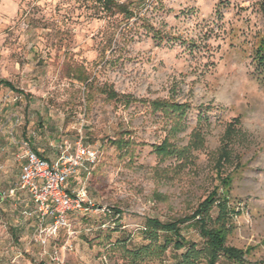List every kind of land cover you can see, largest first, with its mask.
I'll return each mask as SVG.
<instances>
[{
  "label": "rangeland",
  "instance_id": "rangeland-1",
  "mask_svg": "<svg viewBox=\"0 0 264 264\" xmlns=\"http://www.w3.org/2000/svg\"><path fill=\"white\" fill-rule=\"evenodd\" d=\"M117 1L132 13L0 0V79L17 88L0 86V264H208L198 211L239 251L215 264H264V0ZM23 141L50 160L96 151L68 182L95 207L56 233L28 195L3 197Z\"/></svg>",
  "mask_w": 264,
  "mask_h": 264
},
{
  "label": "built area",
  "instance_id": "built-area-1",
  "mask_svg": "<svg viewBox=\"0 0 264 264\" xmlns=\"http://www.w3.org/2000/svg\"><path fill=\"white\" fill-rule=\"evenodd\" d=\"M60 147L59 157L50 160L35 151L28 141H23L18 154L22 163L18 183L3 195L14 196L19 192L28 195L34 209L25 213L37 214L39 230L50 218L54 233L68 225V215L71 213L95 207L85 189L72 192L68 182L76 171H89L90 164L97 158L96 151L81 141L76 142L74 147Z\"/></svg>",
  "mask_w": 264,
  "mask_h": 264
},
{
  "label": "trees",
  "instance_id": "trees-1",
  "mask_svg": "<svg viewBox=\"0 0 264 264\" xmlns=\"http://www.w3.org/2000/svg\"><path fill=\"white\" fill-rule=\"evenodd\" d=\"M99 2L102 5L103 9L106 10L107 12L123 13V14L125 13L129 15L132 13L125 3L119 2L117 0H99ZM0 86H6L10 88L11 90H17V88L12 84V82H10L9 80H5V79H0ZM105 92L108 94L109 98L115 99L118 96V94L113 89H107L105 90ZM153 105L155 109H159V108L170 109L173 112H176L179 108H181L180 104L176 102L165 101V100L154 101ZM156 150L160 153H163V151L167 152L169 148H165V146L161 145V146H158ZM216 201H217L216 198L212 196L209 199H207L204 202V204H207V206L210 207V205L214 204ZM201 214H203V211H198L196 212V214L191 216L192 218L190 217L189 218L196 219L197 215H200L198 219L200 222H202V226H201L202 236L205 237L206 239V247L204 248L205 254L208 257V259H210L208 261L209 262L208 264L216 263V260L218 258L217 254L221 250L225 251L224 254L227 255L229 259H232L234 261H239L240 259V255L238 253L239 251L235 248L224 246L223 244L226 238V228L224 226L221 227L220 229L221 232L219 230L210 229L207 226H204V229H203V223L206 222L207 220H205V216H201ZM225 214H226V211L224 212V209H222L218 217L219 221L226 220L227 216H225ZM149 225H150V229H153L154 232L165 231V232H173L176 234H179L180 232V227L177 222L161 223L159 220L153 219V220H149ZM178 242L181 243L179 240ZM188 253H191L190 249H189V252L185 254V260L187 259L189 261H192L191 254H188Z\"/></svg>",
  "mask_w": 264,
  "mask_h": 264
},
{
  "label": "crops",
  "instance_id": "crops-1",
  "mask_svg": "<svg viewBox=\"0 0 264 264\" xmlns=\"http://www.w3.org/2000/svg\"><path fill=\"white\" fill-rule=\"evenodd\" d=\"M43 156V155H42ZM45 157V156H44ZM47 158V157H46Z\"/></svg>",
  "mask_w": 264,
  "mask_h": 264
}]
</instances>
